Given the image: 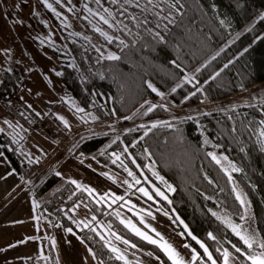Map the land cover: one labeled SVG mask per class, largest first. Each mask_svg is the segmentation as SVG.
I'll use <instances>...</instances> for the list:
<instances>
[{
	"label": "trees",
	"instance_id": "obj_1",
	"mask_svg": "<svg viewBox=\"0 0 264 264\" xmlns=\"http://www.w3.org/2000/svg\"><path fill=\"white\" fill-rule=\"evenodd\" d=\"M145 2L140 0L141 5ZM181 2L183 8L174 13L175 22L168 25L167 32L155 29L154 23L137 27L129 14L141 20L144 15L150 21L154 17L147 13L142 15L141 9L135 7H128L127 13H123L109 0H101V6H97L94 0H81L79 8L72 6L73 10L68 13L69 18L76 21L77 28H81L77 33L69 30L71 25L66 23V30L62 22L55 19L54 23L67 44V53L54 52L60 58V80L80 102L89 118L114 119L112 107L117 114L116 119L122 121L139 116L147 120L163 118L167 109L155 102L159 95L148 87V83L167 93L173 104L192 106L225 99L264 82V20L261 19L264 0ZM66 3L71 4L70 1ZM86 4L101 14L104 7L113 11L117 20L127 25L131 35L127 30L108 28L97 16L85 10ZM161 7L166 5L161 4ZM95 27L113 36V42L106 41ZM145 27L160 31L163 42L154 40ZM121 39L128 47L119 43ZM109 53L120 59L108 60ZM196 68L200 71L196 70L189 81L180 83L187 72ZM24 79L17 68L4 71L0 77V97L15 98L22 90ZM149 105L155 106L151 112H147ZM261 120H264V102L158 123L155 128L150 123L143 124L144 127L140 125L126 130L115 141H112L110 132L84 137L76 143L73 153L83 158L93 156L97 162L121 174L128 173L125 167L132 169L145 183L139 171L142 169L150 181L170 195L173 207L191 231L207 244L220 264H223L225 249L236 255L242 264H250L235 252L233 246L241 248L242 252H257L258 245L248 250L227 220L240 223L244 217L243 206L236 199V183L250 201L255 227L264 240V137L260 136L264 125L259 123ZM146 131L148 134L145 136ZM207 140L215 143L233 166L240 169L239 172L232 171L231 180L229 173L208 155L210 147ZM0 143L5 145L13 168L24 177L30 176L37 164L18 152L2 131ZM149 163L155 166L166 183L174 186L172 192L152 176L147 168ZM59 181V175L48 173L34 183V194L41 201V210L54 211L67 226H71L63 212L75 202L83 201L94 212L95 220L87 227L78 228L76 233L104 264H125V260L128 264H141L139 257L130 254L132 249L152 251L162 258L164 264H173L157 245L134 234L111 213V209L120 202L107 208L101 204V199L93 198L85 189V192L76 190L77 193L73 194L77 186L71 182L45 199L46 193ZM159 203L171 213L165 203ZM99 225L121 239L110 243L107 235L99 233L103 232L101 227L98 230L94 228ZM123 240H128L129 244H124ZM188 242L205 259L190 239ZM133 244L135 248L131 247ZM112 247L118 248L120 254L125 253L129 259H117ZM50 261L56 264L53 249Z\"/></svg>",
	"mask_w": 264,
	"mask_h": 264
},
{
	"label": "rangeland",
	"instance_id": "obj_2",
	"mask_svg": "<svg viewBox=\"0 0 264 264\" xmlns=\"http://www.w3.org/2000/svg\"><path fill=\"white\" fill-rule=\"evenodd\" d=\"M66 1H70L71 4H67ZM46 4H51L52 9H55V11L48 8ZM87 4H90V2ZM15 5H19V8H16ZM80 5L81 0H59V2L57 0H0V77L4 71L15 68L20 70L25 77L19 95L10 99L0 97V129L10 140V143L17 148L18 152L25 154L28 159L33 160L38 165L31 179L10 197V200L17 204L16 210L9 215L16 223V229L25 231L26 228L31 227V231L37 234V238H33L31 241L22 245L15 244L13 254L5 253L3 250L0 251V259L5 258V261H11V264H24V258L28 255H35L31 260V264H52L50 261L51 250L43 248L44 241L42 236L44 233H38L35 228L37 224L36 218L39 214L45 224V227L41 228V230H45L48 235L51 233L55 234L54 237L57 239L63 237V234H58V230L64 232V230L71 229L73 233L77 234L78 228L80 229L85 224L93 222L92 218L95 217V214L82 203L83 201L75 202L71 208L65 209L63 212L69 218L71 226H67L63 219L54 211H46L47 220L43 217L44 211L41 210L42 213L40 212L39 209L41 208L38 207V202L33 196L34 186H30V184L41 180L48 173H59L60 181L46 193L45 199L51 197L67 182L74 180L77 182L75 185L77 186L78 184L80 187H76L73 194L77 193L76 190L85 192L83 189L87 191L90 188L93 190L90 195L97 200L103 197L101 204H104L107 208L113 203L120 202L119 205L111 209V213L120 221H131L147 236L156 240L158 246L164 240L171 245L174 239L164 232L159 233L148 222L150 217L138 211L139 207L135 203L134 196H139L144 201L151 200L160 204L148 184L146 182L142 183L141 177L132 169L129 170L133 173L135 179L133 176H129L128 173H118L108 166L97 162L93 156L83 158L82 156L74 155L73 150L76 143L84 137L108 132L113 134L112 141H115L126 130L143 124L157 125L158 123L171 120L185 117L193 118L192 116L204 113L228 111L264 102L263 85L222 103L204 102L199 107L194 105H175L171 102L167 93H164L151 83L156 88L157 93L163 94L162 96L159 95V98L155 100L157 104L167 109V113L163 118L147 120L139 116L137 119L128 121L116 118L100 120L93 119L92 116L89 118L80 102L62 84L59 75H57L60 71V58L57 53H54L58 51L67 53L65 49V45L67 46L66 41L56 27L55 19L61 21L64 27L67 26L66 23L71 25L69 30H74V33H77L81 28L79 26L77 28L76 21L69 18L68 12L70 11L69 9L73 10L72 6L79 8ZM66 30H68V27H66ZM197 69L187 72L180 83L189 81ZM78 109H83V111H78ZM61 117L63 119H60ZM5 121H8V123H5ZM206 143L210 147L209 153H214L220 159V165L231 174L233 163L228 156L215 143H211L208 140ZM4 148L5 145L0 143V179L4 186H12L14 181H16L17 173L13 169ZM104 148H101L99 152ZM224 157L227 159H224ZM147 168L153 177L166 186L168 191L172 192L174 190V186L165 182L152 163H149ZM158 177H162L163 180ZM124 181H128V183L126 184ZM136 181H139V183ZM129 184L132 187H129ZM141 188L146 189L152 199L140 192L139 189ZM235 191L236 195L240 193L241 198L245 201L242 205L244 219L240 223L229 219L227 223L229 226L230 224L240 225L243 231L254 234L257 242H259L261 237L255 227L250 201L236 183ZM114 196H122L123 199L113 202ZM10 202L7 203L9 207ZM117 212L120 213L119 216L116 215ZM167 212L168 214L170 213L169 211ZM141 217H143V223L141 222ZM4 221L6 222L7 220ZM66 222L68 223L67 219ZM100 227L103 232L99 231V233L107 235L110 243L117 241L116 234L112 235V232L107 231L104 226L99 225V227L94 228L98 230ZM157 233L160 235L157 236ZM161 237H163V240H161ZM78 240L84 244L79 237ZM186 242H188L187 238ZM74 243L76 244V240ZM29 250L31 251L29 252ZM190 250L192 251L193 249L191 248ZM91 251L96 257L91 254H85L88 258L87 262L89 264H100L101 259L97 253L92 249ZM259 251L260 249L257 250V252ZM163 252L165 253L164 250ZM176 252L180 256L184 251ZM53 254L56 264H82L81 258L83 254L79 250H73L72 254H68L66 250H61L59 245L55 244ZM123 256L125 259H129V256L125 253H123ZM165 257L169 259L166 253ZM185 258H187V263L185 261V264H200L192 261V256L187 251ZM138 261L141 264H164L159 255L149 250L139 255ZM229 264L242 263L239 262L236 255L232 254Z\"/></svg>",
	"mask_w": 264,
	"mask_h": 264
},
{
	"label": "snow or ice",
	"instance_id": "obj_3",
	"mask_svg": "<svg viewBox=\"0 0 264 264\" xmlns=\"http://www.w3.org/2000/svg\"><path fill=\"white\" fill-rule=\"evenodd\" d=\"M57 2H59V0H57ZM94 2L97 6H101V0H94ZM109 2L111 4L118 5V7L121 9L123 13H127L128 7H135V8L141 9L142 15L145 13L151 14L154 17L152 21L148 19L147 15H144L143 20L138 19L136 15H131V14H129V18L130 20L136 23L137 27L146 26L149 23H154L155 29H160L164 32L168 31L169 24H172L175 22L174 13L179 12L180 9L183 8V3L181 2V0H159V2H154V0H146L144 5H141L140 0H109ZM161 4L166 5V7H161ZM46 6L52 9L51 4H46ZM15 7L19 8V5H15ZM52 10L55 11V9H52ZM69 10L71 11V9ZM85 10L90 15L97 16L99 20L103 22L104 25L108 26V28L110 29L116 28L120 31L127 30L128 34L131 35V31L127 29V25H125L123 21H118L117 14H115L113 11H110L108 8L104 7L102 9L103 14H101V12L99 11H93V9L88 7L86 4ZM85 19H87V17H85ZM261 19L264 20V16H262ZM165 21L167 23H165ZM220 23L223 25L224 21L221 20ZM95 31L98 32L102 37H104L105 40L108 41L109 43L113 42L114 37L109 35L108 32L102 30L100 27H95ZM145 31L148 32L154 40L163 42L164 38L161 35L160 31H153V29L147 28V27H145ZM116 39H119V38L117 37ZM119 43L123 45L124 47H128V45L125 44L124 40L122 39L119 40ZM97 51H99V49H97ZM217 55H219V53H217ZM107 59L108 60H119L120 57L113 53H109L107 56ZM212 59H215V57H213ZM225 67H227V65H225ZM197 71H200V69H197ZM57 75H59V73H57ZM216 75L218 76L219 73H216ZM213 79H215V77H213ZM148 87L153 92L157 91L156 88L153 87L151 83H148ZM173 91H175V88L173 89ZM157 94L161 96L163 95L162 93H157ZM154 107H155L154 105H149L147 112H151ZM78 111H83V109H78ZM147 112H145V115L147 114ZM130 118L131 117H128V119ZM60 119H63V118L61 117ZM93 119H95V117H93ZM5 123H8V121H5ZM259 123L261 125H264V120H261ZM65 124L67 125L66 121H65ZM141 127H144V125H141ZM151 127L155 128L157 127V125L152 124ZM0 131H2V129H0ZM147 134L148 132L146 131L144 135L146 136ZM260 136L264 137V128L261 129ZM124 151L126 152L127 149L125 148ZM208 155L211 156L212 159L215 160L217 164H220L221 162L220 159H218L214 153H208ZM117 159H119V156H117ZM224 159H227V158L224 157ZM115 162L116 161L113 160V163ZM125 171L128 172L129 176H133V173L130 170H128L126 167H125ZM232 171L239 172L240 169L233 166ZM153 174L157 175L156 173H153ZM57 175H59V173H57ZM133 178L135 179L134 176ZM158 178L163 180L162 177H158ZM229 179L231 180L230 173H229ZM136 182L139 183V181H136ZM71 183L76 184L77 182L73 180L71 181ZM124 183L127 184L128 181H124ZM77 187H80V186L77 184ZM129 187H132V185L129 184ZM87 191L89 192V194H91L93 190L89 188L87 189ZM139 191L142 192L149 199H152V197L149 195L146 189L141 188L139 189ZM156 195L164 196V194L158 188L156 189ZM164 198L167 199V197H164ZM101 199H103V197H101ZM122 199H123L122 196H114L113 202H115L116 200H122ZM236 199L239 200L242 205L245 203V201L241 198L240 193H237ZM148 214L151 215V213H148ZM116 215L119 216L120 213L117 212ZM213 215H215V213H213ZM92 219L95 220V217H93ZM241 219H244V217L242 216ZM141 222L143 223V217H141ZM121 223L125 224V226L128 227L131 231H133L137 236L141 237L142 239L147 240L149 243L151 244L157 243L156 240H153L151 237L147 236L144 232H142L139 228H137L134 224H132L131 221L121 220ZM85 226L87 227V224H85ZM230 227L232 228V231L235 232L237 236H239L240 240L243 241L244 245H246L248 250H252L254 248V245H257V244L260 249L259 252H255V251L242 252L241 248L233 246L235 248V252L240 253L242 256H244L247 261H250V264H264V240H260L259 242H257L255 235L249 234L243 231L240 225L230 224ZM68 231L71 232L72 230L68 229ZM112 235H115V233H113ZM159 235L160 234L157 233V236ZM116 239L120 240L121 237L117 236ZM193 239H195V237H193ZM212 239H215V237H212ZM161 240H163V237H161ZM123 243L127 245L129 244V241L123 240ZM197 243H199V241H197ZM105 244L107 245L108 242L105 241ZM131 247L135 248L136 245L133 244L131 245ZM160 247L168 255V258L172 260L173 264H185V261L179 256V253H177L170 244H167V242H164L163 244L160 245ZM185 247H187V245H185ZM200 247L203 248L204 255L207 257V261H211V264H217V261L213 259L212 253L208 250V248L205 247V245L202 243L200 244ZM111 251L117 254L116 256L117 259H121V260L125 259V257L122 254H120V250L118 248L112 247ZM231 256L232 254L227 249H225L223 252V264H229V260ZM191 259L192 261H196L201 258L196 254L195 250H193V255ZM125 264H128L127 260H125ZM201 264H206V262L201 259Z\"/></svg>",
	"mask_w": 264,
	"mask_h": 264
},
{
	"label": "crops",
	"instance_id": "obj_4",
	"mask_svg": "<svg viewBox=\"0 0 264 264\" xmlns=\"http://www.w3.org/2000/svg\"><path fill=\"white\" fill-rule=\"evenodd\" d=\"M263 85H264V82H262L258 85L252 86L250 88H247V89H245L239 93H236L230 97H227L225 99H221V100H217V101H207V102L208 103H210V102L222 103V102H225L227 100L233 99L234 97L240 95L241 93L260 88ZM202 104H204V103L197 104L194 106L199 107ZM192 117H194V116H192ZM13 147L16 148L15 146H13ZM26 157L28 158V156H26ZM37 167H38V165H37ZM37 167H36V169H37ZM35 170L33 171V173L35 172ZM16 173H17V176H16L17 178H16V181H14V184L12 186H8V185L4 186L2 184L1 179H0V251L3 250V252L9 253V254H13L14 248L16 246L15 244L22 245L28 241H31L33 238H37V234L33 233L31 231V227L26 228L25 231L17 230L16 226H15L16 223L13 221V218L9 217L11 212L16 210L15 208L17 205L14 201L10 200V197L14 194V192H17L19 188L24 187V184L28 180L31 179V176L33 174L32 173V174H30V176L24 177L21 174H19L17 171H16ZM30 186H34V184H30ZM27 191H29V190H27ZM32 194H33V192H32ZM33 196L37 200L38 207L40 208V206H39L40 200H38L36 198L35 194H33ZM134 199H135L136 205H138V207H139L138 211L142 212L146 216L150 217L148 222L150 224H152L154 226V228L159 233L164 232L168 236H170L174 239V242L171 243L172 248L178 252L184 251L183 254L180 255V257L184 261L187 260V258H185L186 251L190 254V256L193 255V250H195V249L188 242H186V237H185L184 233L182 232L181 228L178 226V224L175 221V219L173 218L172 214L171 213L168 214V212H167L168 210H166L164 207H162L156 201H151V200L144 201L143 199L139 198V196H134ZM8 202H10V207L7 205ZM39 210L42 213L41 209H39ZM148 213H151V215H149ZM42 215L47 220L46 212H44ZM4 220H7V221L5 222ZM36 223L37 224L35 225V228L37 229V232L38 233H44V235L42 236L43 241H44V247H43L44 249L48 248L49 250H51V249L54 250V245L58 244L60 249L66 250L68 254H72L73 250H79L83 254V257L81 258L82 264H89L87 262L88 258L86 257V255L91 254V255H94V257H96V255L91 251V249L89 247H87L86 244H82L78 240L79 236L77 234L73 233L72 231L69 232L68 230H64V232H62V230H58V234L59 235L63 234V237H60L59 239H57L54 237L55 234L51 233L48 235L45 232V230L44 231L41 230V228L45 227V224L43 223V218H42V216H40V214L36 218ZM17 225H19V224H17ZM26 231H31V232H26ZM75 240H76V244L74 243ZM145 241H147V240H145ZM164 242H167V241L164 240L163 243ZM167 244H169V243L167 242ZM155 245H157V244H155ZM185 245H187V247H185ZM40 247H41V243H40ZM158 247L163 252V249L160 246H158ZM191 248L193 249L192 251L190 250ZM132 250H133V252L130 254L132 256H135V257H139V255H142L145 252V251L140 252L137 249H132ZM30 251L31 250H29V252ZM197 255L203 261L207 262L204 258H202L200 256V254L197 253ZM34 256L35 255L26 256V258H24V264H31V260H32V258H34ZM201 259H198L194 262L201 264ZM186 263H187V261H186ZM0 264H11V261H8V260L5 261V258L0 259ZM34 264H36V263H34ZM100 264H104V263L101 261Z\"/></svg>",
	"mask_w": 264,
	"mask_h": 264
},
{
	"label": "water",
	"instance_id": "obj_5",
	"mask_svg": "<svg viewBox=\"0 0 264 264\" xmlns=\"http://www.w3.org/2000/svg\"><path fill=\"white\" fill-rule=\"evenodd\" d=\"M111 103H112V98H111ZM112 110H113V114H114V118H117V114L116 112L114 111L113 107H112ZM135 166L139 169L138 165L135 164ZM140 171V175L142 176V178L146 181V183L148 184V186L151 188V191L154 193L155 197L165 203L169 208H170V211H171V214L173 216V218L175 219V221L177 222L178 226L181 228V230L184 232L185 236L190 239L198 248L199 250L204 254V250L203 248L200 247V244H204L205 247L208 248V250L211 252L210 248L207 246V244L202 241L198 236H196L190 229V227L186 224V222L181 218V216L179 215V213L176 211V209L173 207L172 205V199L170 197V195L159 185H157L156 183L150 181L147 177V175L144 173V171L142 169H139ZM159 189L163 194L164 196H158L156 195V189ZM164 197H167V199H165ZM193 237H195V239H193ZM197 241H199V243H197ZM212 253V252H211ZM212 256H213V259L216 260L215 256L213 255L212 253ZM206 261H207V257L204 255ZM217 261V260H216ZM208 264H211V261H207ZM217 264H220L218 261H217Z\"/></svg>",
	"mask_w": 264,
	"mask_h": 264
}]
</instances>
